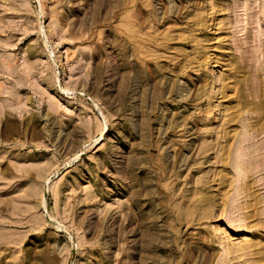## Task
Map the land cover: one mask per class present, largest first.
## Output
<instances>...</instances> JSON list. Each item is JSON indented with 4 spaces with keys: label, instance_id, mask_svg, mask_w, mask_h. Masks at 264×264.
Wrapping results in <instances>:
<instances>
[{
    "label": "rangeland",
    "instance_id": "1",
    "mask_svg": "<svg viewBox=\"0 0 264 264\" xmlns=\"http://www.w3.org/2000/svg\"><path fill=\"white\" fill-rule=\"evenodd\" d=\"M0 264H264V0H0Z\"/></svg>",
    "mask_w": 264,
    "mask_h": 264
},
{
    "label": "bare ground",
    "instance_id": "2",
    "mask_svg": "<svg viewBox=\"0 0 264 264\" xmlns=\"http://www.w3.org/2000/svg\"><path fill=\"white\" fill-rule=\"evenodd\" d=\"M122 31H123V30H122ZM123 33H124V32H123ZM131 33H133V32H131ZM135 33H136V32H135ZM133 38H134V37H133ZM261 106H262V105H261ZM246 108H247V107H246ZM249 108H250V107H249ZM249 108H248V110H249ZM262 108H263V107H262ZM251 109H252V108H251ZM246 111H247V110H246ZM257 111H258V110H257ZM244 112H245V110H244ZM249 112H250V110H249ZM249 112L247 111V113H249ZM256 125H257V124H256ZM253 128H254V126H253ZM254 129H256V128H254ZM244 135H245V134H244ZM227 148H228V147H227ZM225 151H226V147H225ZM222 159H223V158H222ZM226 161H227V160H226ZM238 164H239V163H238ZM237 166H238V165H237ZM240 166H241V164H240ZM243 167H244V166L242 165V168H243ZM237 168H238V167H237ZM244 168H245V167H244ZM239 169H240V168H239ZM246 169H247V167H246ZM241 170H242V169H241ZM243 170H244V169H243ZM245 171H246V170H245ZM240 172H241V171H240ZM242 173H243V171L241 172V174H242ZM244 173H245V172H244ZM245 174H246V173H245ZM243 175H244V174H243ZM243 175H242V176H243ZM242 176H241V177H242ZM245 177H246V176H244V177H242V178H245ZM246 178H247V177H246ZM242 180H243V179H242ZM242 180H241V181H242ZM244 185H246V183H244ZM249 185H250V184H249ZM249 185H248V186H249ZM250 188H251V187H250ZM242 189H243V188H242ZM242 189H241V190H242ZM245 189H248V188H245ZM245 189H243V191H244ZM241 190H240V191H241ZM246 191H247V190H246ZM247 192H248V191H247ZM257 243H258V242H257ZM245 245H246V244H245ZM251 245H252V244H251ZM233 246H234V245H233ZM240 247H241V246H240ZM254 247H257V246L255 245ZM230 248L233 249V247H230ZM249 248H250V247H249ZM228 249H229V248H228ZM238 249H240L239 246L237 247V250H238ZM242 249H243V246H242ZM242 249H241V250H242ZM237 250H236V252H237ZM247 250H248V247H247ZM247 250H246V251H247ZM231 251H232V250H231ZM229 252H230V249H229ZM238 252H239V251H238ZM244 252H245V251H244ZM239 253H241V252H239ZM258 260H259V259H258Z\"/></svg>",
    "mask_w": 264,
    "mask_h": 264
}]
</instances>
